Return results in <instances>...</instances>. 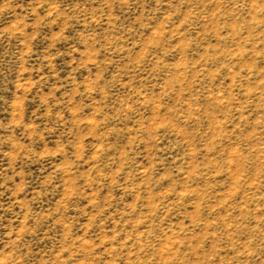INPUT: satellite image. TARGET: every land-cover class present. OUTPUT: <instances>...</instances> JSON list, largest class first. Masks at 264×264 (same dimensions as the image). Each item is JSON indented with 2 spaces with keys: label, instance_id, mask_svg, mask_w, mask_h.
I'll return each mask as SVG.
<instances>
[{
  "label": "rangeland",
  "instance_id": "rangeland-1",
  "mask_svg": "<svg viewBox=\"0 0 264 264\" xmlns=\"http://www.w3.org/2000/svg\"><path fill=\"white\" fill-rule=\"evenodd\" d=\"M0 264H264V0H0Z\"/></svg>",
  "mask_w": 264,
  "mask_h": 264
}]
</instances>
